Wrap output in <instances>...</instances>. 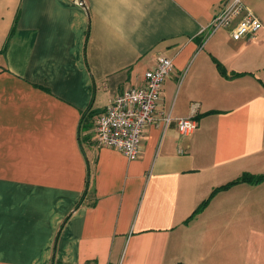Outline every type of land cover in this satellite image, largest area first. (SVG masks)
Wrapping results in <instances>:
<instances>
[{
    "label": "crops",
    "instance_id": "obj_1",
    "mask_svg": "<svg viewBox=\"0 0 264 264\" xmlns=\"http://www.w3.org/2000/svg\"><path fill=\"white\" fill-rule=\"evenodd\" d=\"M226 1L0 0V264H264V180L196 213L264 175V0H242L263 29L241 40L208 29ZM159 56L140 157L99 147Z\"/></svg>",
    "mask_w": 264,
    "mask_h": 264
},
{
    "label": "built area",
    "instance_id": "obj_2",
    "mask_svg": "<svg viewBox=\"0 0 264 264\" xmlns=\"http://www.w3.org/2000/svg\"><path fill=\"white\" fill-rule=\"evenodd\" d=\"M208 29H226L232 38L241 40L256 37L263 24L242 0H227ZM173 70V60L159 56L156 66L145 73L144 85L125 90L97 116L94 136L99 147L119 150L132 161L140 157L144 132L156 122L164 84ZM163 121L169 125L172 119L166 116ZM177 127L181 137L189 138L198 129V121L193 117L178 119Z\"/></svg>",
    "mask_w": 264,
    "mask_h": 264
},
{
    "label": "trees",
    "instance_id": "obj_3",
    "mask_svg": "<svg viewBox=\"0 0 264 264\" xmlns=\"http://www.w3.org/2000/svg\"><path fill=\"white\" fill-rule=\"evenodd\" d=\"M217 68H218V71L222 75L227 76L226 69L218 62H217ZM236 76H240V74H236ZM263 180H264V175L255 176V175H251V174H243L238 180L214 190L213 193L211 194V196L205 202H203L201 204V206L198 208L196 213H198V212L202 211L204 208H206V206L215 197V195H217L221 191L227 190L228 188H230V187H232V186H234L236 184H239V183H260Z\"/></svg>",
    "mask_w": 264,
    "mask_h": 264
},
{
    "label": "rangeland",
    "instance_id": "obj_4",
    "mask_svg": "<svg viewBox=\"0 0 264 264\" xmlns=\"http://www.w3.org/2000/svg\"><path fill=\"white\" fill-rule=\"evenodd\" d=\"M254 1V0H251ZM257 3L255 2V4L251 5L252 9L255 11L256 9H258V7L256 8Z\"/></svg>",
    "mask_w": 264,
    "mask_h": 264
}]
</instances>
